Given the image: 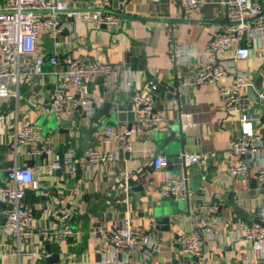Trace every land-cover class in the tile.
Returning a JSON list of instances; mask_svg holds the SVG:
<instances>
[{"label":"crops","instance_id":"1","mask_svg":"<svg viewBox=\"0 0 264 264\" xmlns=\"http://www.w3.org/2000/svg\"><path fill=\"white\" fill-rule=\"evenodd\" d=\"M69 1L78 9L87 10L100 7L102 0ZM260 2L264 6V0ZM108 9L119 16L120 26L111 31L91 30L79 22H74V35L70 43L59 49L60 57L70 55L81 60L109 62L114 68L105 79L104 86L117 88L115 96L121 104L135 91L146 90L151 83L156 85L154 108L160 110L169 120L171 130L166 132L159 127L141 130L132 141L130 153H121V159L114 163L81 165V174L77 179L76 170L71 178L64 180H60V174L55 173L51 177L38 175V166L42 160L25 156L26 148L20 149L22 155H15L7 145L5 135L16 120L29 118L40 124L47 133H52L57 151L65 150L62 144L72 137V133L63 131L72 127H60L57 122L50 124L52 116L38 113L30 105L33 100L41 101L52 90L54 78L47 74L41 87L31 82L27 85L20 84L21 98L17 109H6V114L0 115V184L5 183V170L14 163L32 168L41 186L38 191L26 189L25 201L33 209L35 225L41 229L50 226L49 219L44 215L51 206L58 202L73 206L71 226L76 230V236L68 245L48 242V254L58 255L57 261L52 264H65L73 259L90 263L103 262L106 256L101 253L100 248L104 244V235L111 229L120 228L126 218L143 226L154 238L156 248L149 256L140 251L132 255L129 261H124L121 256L116 257L114 264H194L193 259L181 253L179 242L181 236L192 232H198L202 237L206 264H246L243 255L249 249V243L243 237V230L251 225H258L254 221L256 219L264 222V215H260V210L264 209V188L255 180L257 166L264 160V146L257 147L243 157L249 168L246 176L229 177L227 168L233 162L231 143L242 132L237 116H227L222 110L218 86L231 85L232 72H228L218 85L180 86L181 80L189 77L199 63L201 55H198L205 49L211 35L227 25L225 0H203V5L190 14L181 9L177 0H129L125 5L118 2L116 8L114 0H111ZM259 43L257 36L247 32L240 45L251 50L248 59L233 61L231 55L227 54L216 64L233 65V72H244L246 85L250 84L264 64L262 54L254 48ZM176 46L196 51L191 56L189 65H177L173 56ZM40 49L45 53L54 51L52 43L45 35L42 36ZM128 52H133L137 58L134 67L126 63ZM121 66L126 67L130 76L132 90L129 92L121 87ZM45 70L49 73L51 68L46 66ZM176 85L178 92L175 90ZM98 86V81H92L90 91L97 97L100 96L103 102L104 98L100 95ZM169 86L173 88L172 98ZM244 87H240L241 96L245 94ZM174 98L178 101L177 108L170 107ZM2 102L0 100V105ZM56 124L61 132H52V127ZM109 124L123 129L127 123L116 120ZM252 130L264 143V124L257 122L253 128L252 123ZM170 131H174L176 139L181 140L180 149L179 145L176 148L177 152L206 156L205 162L192 165L186 170L188 189L192 195L186 199L159 196L157 188L164 172L174 176L184 172L183 168L175 171L173 165L169 167L170 170L165 171L152 169L144 176L145 180L151 179V183L147 184L145 197L140 199L141 204H137L135 208L134 192H126L118 204L103 208L109 204L115 189L114 183L120 177L126 173L132 174L150 163L156 148L164 152L161 137ZM85 143L86 141H74L73 147L78 149ZM155 208H159L161 216H169L168 224L151 223L152 218L146 217V213L156 210ZM7 210V206L0 208V223L3 222L1 216ZM204 226H209L217 237L203 231ZM2 231L3 225H0V264H29L35 261L38 264H47L40 262L46 252L43 244L37 241H33L32 246L25 247L19 258L10 256L8 252L15 248V239L4 235ZM257 264H264V259Z\"/></svg>","mask_w":264,"mask_h":264},{"label":"built area","instance_id":"2","mask_svg":"<svg viewBox=\"0 0 264 264\" xmlns=\"http://www.w3.org/2000/svg\"><path fill=\"white\" fill-rule=\"evenodd\" d=\"M117 1L123 5L129 2ZM110 2L111 0H102L100 7L82 10L74 7L69 0H0V100H14V107L17 109L21 98L20 84L27 85L31 82L41 87L45 76L50 74L54 78L52 90L43 101L33 100L30 103L33 110L55 117L59 125L67 123L77 115L79 124L88 126L90 119L102 105L100 96L91 93L90 83L100 80L105 83L114 66L95 59L81 60L70 55L60 57L59 49L70 43L74 35V22H79L91 30L111 31L118 28L120 18L109 11ZM177 3L186 14H190L203 5V0H177ZM225 5L227 25L211 35L205 49L198 55H201L199 63L189 77L181 80L180 86L218 85L228 72H232L231 85L218 86L222 110L227 116H237L242 132L231 143L233 162L227 168V175L244 177L249 168L243 157L257 147L264 146V143L252 130L253 117L247 112L249 104L240 94V87L246 85V74L241 71L233 72V65L222 66L216 62L227 54L231 55L233 61L248 59L251 50L240 45L247 32L258 37L260 43L254 48L262 54L264 62V6L260 0H225ZM43 35L52 43V53L41 52ZM194 54L196 51L183 46H176L173 51L177 65H189ZM46 66L51 68L49 73L45 70ZM119 69L121 87L129 92L132 89L128 71L122 66ZM156 89V85L151 83L146 90L135 91L130 95L134 124L129 128L120 129L104 122L102 117L99 118L100 125L92 133L93 146L82 148L80 154L73 147V135L62 144L65 150L59 152L52 133H44L40 124L24 117L20 121L16 120L14 126L7 131L6 143L15 155H22L20 149L26 148L25 156L34 160L41 159L37 174L43 177H51L59 170V178L64 180L73 176L77 165L81 167L114 163L121 159V153L132 151V141L141 130L152 127H159L166 132L171 130L169 120L160 110L154 108ZM177 106L178 101L172 99L170 107ZM177 157L184 172L179 176L164 172L157 188L161 198L186 199L192 195L188 189L186 170L192 165L205 162L206 159L204 154L184 151H179ZM150 163L153 170L165 171L167 156H152ZM131 176V173H126L123 178L128 179ZM5 180V183L0 184V203L8 207L2 233L15 239V248L8 252L10 256L19 258L25 247L30 246L33 241L40 242V238L62 246L70 244L77 233L71 226L74 216L71 204L58 202L51 206L44 215L49 219L50 226L47 229L38 228L35 225L33 209L25 201L26 189L38 191L41 186L32 168L14 163L5 170ZM255 180L264 188V160L257 166ZM260 215H264V209L260 210ZM202 230L217 237L209 226H204ZM104 236V244L100 248L101 253L106 256L103 262L90 263L73 259L65 264H114L116 257L121 256L124 261H129L132 255L140 251L149 256L156 248L154 238L143 226L133 223L130 218L123 220L120 228L111 229ZM243 237L249 243V249L243 255L244 262L257 264L263 260L264 226L246 227ZM179 242L181 253L193 259L194 264L207 263L200 233L185 234L180 237ZM42 256L45 259L50 255L44 253ZM29 264L38 263L35 261Z\"/></svg>","mask_w":264,"mask_h":264},{"label":"water","instance_id":"3","mask_svg":"<svg viewBox=\"0 0 264 264\" xmlns=\"http://www.w3.org/2000/svg\"><path fill=\"white\" fill-rule=\"evenodd\" d=\"M118 3L117 0H114V7L116 8V4ZM136 57L134 56V53H127L126 54V63L130 65V67H134V64L136 62ZM261 71V72H259ZM99 93L101 96H103L104 101L102 102L101 108L96 110L95 115L90 119L88 126H83L79 124V118L77 115H75L71 120H69L65 124H61L60 127H72L71 129L65 128L63 132L69 133L71 132L73 135V138L76 142L82 143V141H86L85 144L81 145L80 148L76 149V153L80 154L82 151V148L85 147H91L94 144V138L92 137L93 131H95L96 126L100 125V122L98 121L99 118L102 117L103 121L104 119H112L114 122L117 120L119 122H126V127L129 128L132 124H134V115L132 113L131 107V98L128 97L126 102L121 104L119 101H117V98L115 94L117 93V88L112 89L110 86H104L103 80L99 81ZM170 92V97L172 98L173 95L171 94L173 91V88L171 86L168 87ZM176 92H178V85L175 86ZM245 94L242 96V99H244L248 104L249 107L247 109L248 114H250L253 117V128L256 127V123L264 124V64L262 67L258 70L257 74L252 80V83L247 84L244 87ZM170 98V99H171ZM6 109L12 111L14 110V100H9L8 102H2L0 105V115L6 114ZM74 121V123H72ZM106 121V122H107ZM156 128V127H153ZM57 131L61 132L58 128V125L56 124L54 127H52V132ZM162 145L164 146V152H161L159 148L155 149V152H153L152 156L156 157L158 155H166L167 156V169L170 170L169 167H172L174 165V170L178 171L180 168H182L181 163L178 160V152L176 151V148L179 145H181V140H177L175 137V132L170 131L167 135H163L162 137ZM176 140V141H175ZM153 169L152 164L148 163L141 167V169L136 170L132 173V176L128 179H124L123 177H120L115 183L114 187L115 189L112 192V197L109 200L108 205H104L103 208H108L109 206H113L119 203L120 199L125 197L126 192L136 193L134 195V203L133 207L135 208L137 204H141V198L145 197V189L147 188V184L151 183V179L145 180V177L147 173H149ZM76 173V179L80 176L81 170L80 167L77 165L75 168ZM55 175H59L60 171L57 170L54 172ZM43 200H45L44 197H42ZM2 206H6L4 203H0V208ZM8 208V207H7ZM156 210L150 211L146 213V217L152 218L151 223L155 224H168L169 222V216L164 215L161 216V211L158 210L159 208H155ZM3 219V222L0 223V225L4 224V220L6 217L5 215L1 216ZM108 218H110V215H108ZM258 225L264 226V222H261L259 220H254ZM40 243L44 246V251L48 253V242L40 238ZM58 259V255H50L49 257L42 259L41 263H47L52 264L55 263Z\"/></svg>","mask_w":264,"mask_h":264},{"label":"rangeland","instance_id":"4","mask_svg":"<svg viewBox=\"0 0 264 264\" xmlns=\"http://www.w3.org/2000/svg\"><path fill=\"white\" fill-rule=\"evenodd\" d=\"M106 121H107V119L104 120V122H106ZM108 121L111 122V123L113 122L112 119H108ZM56 122H57V121H56L55 117H53V116H52V117L50 118V120H49V123L52 124V125H54V123H56ZM102 122H103V121H102ZM44 128H46V126H44ZM43 132L45 133L46 130L43 129Z\"/></svg>","mask_w":264,"mask_h":264}]
</instances>
